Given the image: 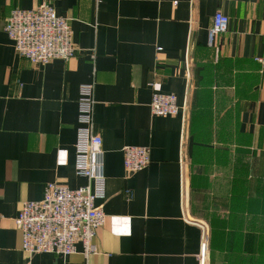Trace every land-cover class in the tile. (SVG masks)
I'll return each instance as SVG.
<instances>
[{
	"label": "crops",
	"instance_id": "crops-1",
	"mask_svg": "<svg viewBox=\"0 0 264 264\" xmlns=\"http://www.w3.org/2000/svg\"><path fill=\"white\" fill-rule=\"evenodd\" d=\"M44 1L69 18L68 60L32 63L4 29ZM217 11L230 21L211 44ZM83 83L106 222L89 254L82 241L68 256L30 254L22 203L49 182L88 181L75 167ZM154 92L176 94L179 114L155 115ZM128 145L149 148L146 168L127 171ZM205 227L208 264H264V0H0V264H201Z\"/></svg>",
	"mask_w": 264,
	"mask_h": 264
},
{
	"label": "built area",
	"instance_id": "built-area-1",
	"mask_svg": "<svg viewBox=\"0 0 264 264\" xmlns=\"http://www.w3.org/2000/svg\"><path fill=\"white\" fill-rule=\"evenodd\" d=\"M230 18L217 11L210 28V43L227 31ZM4 29L13 40L16 51L35 64H47L54 59L68 60L75 55L69 18L58 15L55 8L44 1L32 9L16 8L6 19ZM95 93L93 83L80 86L75 167L87 183L71 189L57 182L45 186L41 200L22 203L16 218L23 233V250L30 254L50 252L68 256L82 241L87 253L93 252L92 240L106 222L102 205L97 204L106 194V174L102 137L94 132ZM151 109L155 115H177L181 106L174 93L154 92ZM127 171L146 168L150 150L146 146L124 148ZM208 264L207 228L200 262Z\"/></svg>",
	"mask_w": 264,
	"mask_h": 264
},
{
	"label": "trees",
	"instance_id": "trees-1",
	"mask_svg": "<svg viewBox=\"0 0 264 264\" xmlns=\"http://www.w3.org/2000/svg\"><path fill=\"white\" fill-rule=\"evenodd\" d=\"M202 92L203 93H208L206 90H202ZM204 105V107H205V109H209V107L211 106V104H203ZM197 106V105H196ZM199 107L197 108V110L196 111H201V109H202V104H200V105H198ZM207 125H208V122H207V124H206V128H207ZM199 127H201L200 125H199ZM197 129L199 130V132L201 131V129L200 128H198L197 127ZM247 169H248V165L245 163V162H243V161H241V163H238V166H237V168H236V170H235V173L236 174H240V176L244 179L246 176H247ZM244 181V180H243Z\"/></svg>",
	"mask_w": 264,
	"mask_h": 264
}]
</instances>
